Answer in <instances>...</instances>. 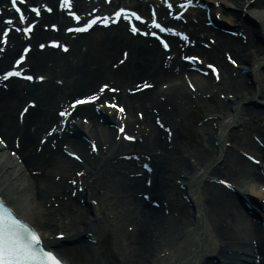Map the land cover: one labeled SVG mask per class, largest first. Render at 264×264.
Instances as JSON below:
<instances>
[{
    "label": "bare ground",
    "instance_id": "bare-ground-1",
    "mask_svg": "<svg viewBox=\"0 0 264 264\" xmlns=\"http://www.w3.org/2000/svg\"><path fill=\"white\" fill-rule=\"evenodd\" d=\"M199 1L211 2L213 14L219 13L233 30L254 36L256 42L206 26L205 11H197L198 18L192 9L188 17L192 22L184 25L192 41L171 38L170 52H164L155 39L133 37L120 24L100 29L102 33H65L71 19L66 11L53 7L52 14L41 12L36 19L24 14L25 22H35L33 32L27 36L22 30L12 32L4 51L0 50L1 70L18 51L19 39L31 48L42 38L59 37L68 47L66 53L61 47L30 49L25 65L42 77L40 81L12 79L0 84V141L4 142V146L0 142V196L34 224L43 242L66 264L70 262L60 243L67 241L71 249L77 246L81 252L77 260L85 264L89 257L84 250L90 243L97 246L102 230L113 242L106 247V255L113 259L107 264H264V0ZM6 2L0 0V6ZM77 2V7L86 8L83 1ZM3 9L7 12L9 5ZM156 9L163 13L164 8ZM15 20L13 25H19L20 20ZM48 23L59 28L52 31ZM181 48L197 56L200 69H190V63L180 60ZM71 53L75 63L68 59ZM166 54L171 56L166 59ZM121 57L122 64L113 66ZM201 69L207 72L200 75ZM104 78L123 103L122 111L102 106L95 113L90 105L79 121L72 116L56 123L60 120L55 109L68 106L70 97L95 92ZM138 82L145 84L144 90H135ZM221 89H226L220 91L222 112L214 107L207 110L199 122L196 148L177 155L175 179L164 175L166 166L160 163L173 151L169 147L176 146L178 118L201 102L206 92ZM104 96L111 94L105 91ZM29 99L36 107L25 110L23 104ZM52 128V136H46ZM116 128L123 131L120 137ZM243 128L251 135L238 138L233 130ZM124 133L137 140L136 150H151L159 161L151 170L144 162L107 161L111 154L132 147V142L122 139ZM14 141L16 156H11L8 149ZM163 179L165 187L170 183L185 197L182 205L190 208L192 217L180 216L163 202ZM71 180L82 183L73 186ZM78 185L82 190H77ZM47 222L65 231V241L54 239L59 231L44 230Z\"/></svg>",
    "mask_w": 264,
    "mask_h": 264
},
{
    "label": "rangeland",
    "instance_id": "rangeland-1",
    "mask_svg": "<svg viewBox=\"0 0 264 264\" xmlns=\"http://www.w3.org/2000/svg\"><path fill=\"white\" fill-rule=\"evenodd\" d=\"M252 41L256 42V40L253 38ZM238 76V74L236 75V77ZM242 77V76H241ZM240 76L237 78H241ZM244 77V76H243ZM226 89H221V90H217L215 91V93L212 94V92H206V94H204V98H202L203 100L200 102H198L197 104L193 105L191 110H187L185 111L181 117L178 118L177 121V125H178V139H176V146L174 147H169V148H173V151L170 152L171 154H167L165 156V159L163 160L164 162L161 161V165L163 166L165 164V168L166 170H164V175H167L169 177H171V179H175V177L178 175V172L176 171V160L177 159V155H180L181 151H187L186 148L192 147L193 149L196 148V144L197 141L199 143V130L200 128L199 126V122L201 120V118L205 119L204 115L207 113V110H209L210 107H214L215 109L217 108V110H220L222 112V107H221V100H220V96L223 94H220V91L225 93ZM211 93V94H209ZM205 109V110H202ZM250 118V117H249ZM252 121H256V118H251ZM234 134L237 136L238 138H243L246 136H249V129H241V130H233ZM131 148L136 150V146H138L137 141L135 142V144H131ZM200 146H202V143L200 144ZM130 148V149H131ZM205 150V148H203ZM209 155H211V151H208ZM177 153V154H176ZM119 157V155H113L111 154L108 158L107 161H109L110 163L112 162H116L115 160ZM173 158V159H171ZM174 160V161H172ZM152 161H158L154 158H152ZM172 161V162H171ZM159 162V161H158ZM181 168V167H180ZM180 168L178 170H180ZM171 172H174L175 175H173ZM163 182V187L165 194L164 197H166L167 199H169V201L171 202L172 207H174L179 213L180 216H184L186 218V216H190L192 217V215H190V211L187 206L182 205V202L180 200V197L178 196V191L175 187H171L170 183H168V186L166 185V187L164 186V179L160 182L162 185ZM160 185V188H161ZM206 192V190H205ZM204 192V193H205ZM93 201V199H91V202ZM95 202V201H94ZM93 202V204H94ZM56 203V202H55ZM57 204L56 203L54 205V208L57 209ZM95 205V204H94ZM33 211V210H32ZM33 213V212H32ZM56 217H58L56 215ZM187 219V218H186ZM189 219V217H188ZM56 220V219H55ZM104 226L101 227V229ZM57 229H61L59 228V226H55L54 222H47L46 225V229H44L46 232H50V233H54V230ZM61 232H63V234L65 233V231L61 230ZM106 233L105 230H102V232L99 234L98 238L100 239V242L97 244V246H95L94 244L96 243H90L89 247L86 248L84 250V252H86V255L89 257L88 259H86L87 261H85V264H107L109 262H113V259L110 258L108 255H106L107 249L106 247H109L110 244H113L112 240L108 237V235L106 234V236L104 235ZM66 234V233H65ZM67 242V241H66ZM66 242H62L60 243V245L63 247L64 246V251L66 258L68 259L67 261L70 262V264H81L79 262V260H77L78 255L81 254V252L79 250H77V246H73L72 249L71 247L68 246V244H66ZM104 249H106L104 251ZM115 263V262H114ZM116 264V263H115ZM118 264V263H117Z\"/></svg>",
    "mask_w": 264,
    "mask_h": 264
},
{
    "label": "snow or ice",
    "instance_id": "snow-or-ice-1",
    "mask_svg": "<svg viewBox=\"0 0 264 264\" xmlns=\"http://www.w3.org/2000/svg\"><path fill=\"white\" fill-rule=\"evenodd\" d=\"M16 5L17 0H12V6L16 7L17 12H20L19 7ZM48 10L51 11V9ZM34 11L37 14L39 13L38 8L34 9ZM122 11L124 10L121 9ZM72 15L79 20V17L74 12ZM116 15L119 16L120 12H117ZM20 19H25L23 13H21ZM8 22L10 23L11 19ZM153 23L155 24V21ZM88 26L89 24H85L84 28L86 29ZM23 30L29 31L30 26ZM132 31H137L135 26H133ZM4 35L6 37V33ZM167 46L165 44V47ZM23 59L24 57L21 56L16 63L19 64ZM7 75L11 76L13 73L9 72ZM15 75H21V73L16 72ZM28 78L31 79L32 77ZM87 99H96V97L93 96ZM0 264H62V261L48 248L36 230L19 219L13 210L6 206L3 199H0Z\"/></svg>",
    "mask_w": 264,
    "mask_h": 264
}]
</instances>
